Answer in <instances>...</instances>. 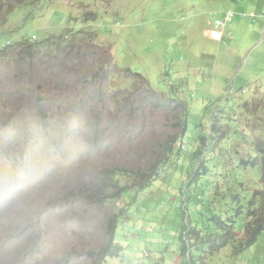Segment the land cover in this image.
I'll use <instances>...</instances> for the list:
<instances>
[{"label":"rangeland","instance_id":"rangeland-1","mask_svg":"<svg viewBox=\"0 0 264 264\" xmlns=\"http://www.w3.org/2000/svg\"><path fill=\"white\" fill-rule=\"evenodd\" d=\"M67 30L91 34L110 69L140 74L110 72L103 90L72 89L71 76L58 86L68 70L47 66L63 48L28 47L30 58L19 43ZM174 137L149 187L128 175L121 196L98 186L102 167L144 171ZM256 222L264 0H31L11 13L0 28V264H264V230L246 244Z\"/></svg>","mask_w":264,"mask_h":264},{"label":"trees","instance_id":"trees-1","mask_svg":"<svg viewBox=\"0 0 264 264\" xmlns=\"http://www.w3.org/2000/svg\"><path fill=\"white\" fill-rule=\"evenodd\" d=\"M31 0H0V28L7 24L9 16L13 11L17 8L29 3ZM89 19V18H88ZM91 19V18H90ZM70 30L65 31L59 37L46 38L43 41H39L37 43H33L31 41H27V39L21 41L19 45H23L22 52L27 50L28 55L34 57L33 50L27 49L28 47H34L37 49L40 46L45 47H56L54 51H59L60 53L54 56V59H59L54 63H50L47 66V69L54 72L55 74H60L55 72L58 68H62V70H68L67 78L62 81L59 80L58 86L69 85L71 84L67 81L70 76L74 78L72 80L74 86L71 88L80 89L85 87L86 85H90L91 89L103 90L104 84L102 80L107 78L110 72H127V73H136L140 74L137 71H132L130 68H122L118 66H113L114 69H110L109 67L113 64L114 58L112 54L105 48L94 45L91 43H87V40L91 37V34H86L84 31L80 30L77 33H70ZM20 47V46H18ZM54 51H52L54 53ZM21 52V53H22ZM22 53V54H25ZM63 71V72H64ZM101 75H103L101 77ZM155 93L151 92L145 97H142V100H148L149 98H153ZM129 104L131 103V97H127ZM127 102V103H128ZM132 110V108H131ZM132 112V111H131ZM187 114H184V119H181V125L183 126L182 135L178 138L179 140L186 133L188 129V121ZM177 137H174L168 140L164 145L160 148L159 157L155 159L153 163L150 164L149 168L143 171V169H132V168H123V167H102L99 170L98 181L100 187L106 186H117L118 191L115 193V196H121L128 192L131 189L130 185H121V177L126 175L133 176L136 180L134 184L138 189L143 190L149 187L157 178L162 169L168 164L170 158L173 156V151L175 143L178 142ZM98 200L102 197L108 196L104 190L98 191ZM253 204V203H251ZM256 208V207H255ZM236 214V213H235ZM250 215H253V212H250ZM236 217V215H234ZM234 217L231 219L235 221ZM238 218V217H237ZM264 230V222H256L255 227L250 228L249 239L247 241V245L254 242L259 234ZM115 228H113V232L111 238L113 239V235ZM228 232L224 234V236L228 237Z\"/></svg>","mask_w":264,"mask_h":264},{"label":"built area","instance_id":"built-area-1","mask_svg":"<svg viewBox=\"0 0 264 264\" xmlns=\"http://www.w3.org/2000/svg\"><path fill=\"white\" fill-rule=\"evenodd\" d=\"M224 14H225L224 17L219 19L216 23V27L219 29H223L227 27L235 16V13L231 10L226 11Z\"/></svg>","mask_w":264,"mask_h":264}]
</instances>
